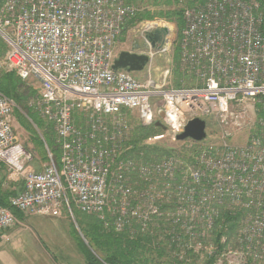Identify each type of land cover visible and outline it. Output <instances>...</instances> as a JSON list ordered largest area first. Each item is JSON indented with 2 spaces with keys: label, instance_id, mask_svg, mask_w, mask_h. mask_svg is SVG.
I'll return each instance as SVG.
<instances>
[{
  "label": "built area",
  "instance_id": "built-area-1",
  "mask_svg": "<svg viewBox=\"0 0 264 264\" xmlns=\"http://www.w3.org/2000/svg\"><path fill=\"white\" fill-rule=\"evenodd\" d=\"M137 13L129 0L0 4L8 44L0 70L38 83L36 107L54 129L58 152L57 162L48 152V162L33 167L14 133L17 107L0 93V165L8 183L21 184L9 207H0V239L18 223L12 210L59 217L70 198L117 233L156 226L175 250L189 245L212 254L206 242L222 211L241 214L237 241L252 264H264V0H201L182 10L178 69L195 85L178 88L170 84L172 58L166 68L152 63L168 49L167 33L152 47L163 28L153 22L142 23L140 45L127 50L148 59L145 80L112 69L123 26ZM157 109L165 129L154 140L177 142L195 118L219 131L211 141L188 140L186 158L128 159L130 117L149 127Z\"/></svg>",
  "mask_w": 264,
  "mask_h": 264
},
{
  "label": "rangeland",
  "instance_id": "rangeland-1",
  "mask_svg": "<svg viewBox=\"0 0 264 264\" xmlns=\"http://www.w3.org/2000/svg\"><path fill=\"white\" fill-rule=\"evenodd\" d=\"M3 1L5 0H0V4ZM195 1L196 0H192V5L193 3L195 4ZM129 2L138 9V13L133 20L123 26L124 28L121 31L118 46L115 50L116 54L118 55V53L121 51H127L132 49L134 46L140 45L141 40L138 36L140 26H142V23L145 22H153L159 25V27L167 28L168 32L165 37L168 41V49L164 51V54L154 58L152 63L158 68H166L169 66L168 64L171 62L172 58V72L174 73L175 66H178V58L177 61L174 58L176 45L178 44L180 33L184 26L182 15V28H179L176 20L168 21L164 16H154L151 19L141 20L139 19V13L149 12L153 15L158 12L163 14H166L167 12L182 13V10L185 7L192 6L191 0H129ZM0 43H2L0 45H3L7 50L8 44L5 40L3 41L1 36ZM5 52L0 55V59L3 57ZM173 73L170 79L171 85L174 84L175 77H178L177 75H179ZM4 74L12 73H5L4 71L0 70V77ZM134 75L140 81L145 80V71L134 73ZM15 77L20 80V83L17 84V90L23 97V108L16 105L15 103L17 108L14 109L13 113L14 133L18 142L23 146L24 150L34 156L35 159L33 161V165L35 166V169H37L47 163V161L43 160L42 158L43 153H50V148L45 142L46 137L51 140L53 143V148L55 149V132L52 125H50V123L47 124L48 122L42 117L40 111L36 107L39 97L38 83L32 79L21 80L18 76L15 75ZM180 80L181 77L179 78V81ZM180 84L189 85L191 83L185 78ZM27 109L31 110V112L40 118L46 126L42 127L41 129L37 128L28 119ZM15 110L18 111V114H16ZM23 119H25V121ZM130 124L132 133L126 141V146L124 147L129 150L125 152L124 156L130 160H134L135 162H149L142 160L144 157L142 150L145 147L153 146V148H148V150H150L148 152L150 156L157 155V158H153L152 161L164 157V155H160L162 154L160 151H152L154 147H158L169 154L171 153L167 156H180L181 158H186L193 150V144L188 143V140L177 142L170 139L154 140V135H150L143 139L141 137H136L138 128H149L151 126H138L135 117H130ZM205 125V138H208L207 141H211L214 139L219 129L215 122L210 119H206ZM162 131L163 130L160 129L158 133L161 134ZM133 137H135L134 141L136 142V146L132 143ZM240 139L241 138H234L233 144L241 146L243 142H241ZM39 140L43 143V146L40 144ZM131 140L132 142H130ZM6 175L7 172H4L2 169L0 171V186L3 190H6V187H11V185L19 184L12 183L6 185ZM80 214L76 209L72 208L70 210L69 208L64 209L62 216L59 217L26 216L22 221L17 219L18 223L8 229L9 232L7 234H10V239L0 244V247L2 246V248H0V264H85L78 244L79 241H83L84 244H86V241L84 240L79 228ZM224 217L225 214L220 211L218 219H222ZM154 227L156 226H151L147 230L141 231L137 229L134 224H132L129 233L133 235L135 233H149L156 230L157 235L164 238L159 233L158 228ZM213 235L214 231L211 233V239L213 238ZM224 238L225 237L221 239V243L225 242L223 240ZM226 238L227 243L225 244L222 251L216 255L217 257L214 264H252V259L249 256H244V247L237 241V228L235 234L226 236ZM211 239L206 242V246L208 245V248L210 245H212ZM202 245L204 246L205 244L202 243ZM167 247L170 250L168 251L169 256L172 258L176 257L184 264H205L208 255H210V253L205 251L203 248L202 251H198L192 249L189 245L184 248L177 245V250H175L169 243ZM213 251H217L216 246H213L212 252ZM160 261L163 262V264H166L164 259H161Z\"/></svg>",
  "mask_w": 264,
  "mask_h": 264
},
{
  "label": "trees",
  "instance_id": "trees-1",
  "mask_svg": "<svg viewBox=\"0 0 264 264\" xmlns=\"http://www.w3.org/2000/svg\"><path fill=\"white\" fill-rule=\"evenodd\" d=\"M199 1L201 0H196L195 2ZM181 15L182 13L179 12H167L166 14L158 12L155 15L150 14L149 12H142L139 13V19L143 20L151 19L154 16H164L168 21L176 20L179 28H182ZM179 40L178 44L176 45V52L174 55L176 61L179 53ZM5 50L6 48L3 45H0V55H2ZM175 73L179 75H177L178 77H175L173 87H181L182 84L180 83L185 78L190 81L191 84L183 86L195 85V82L192 78L180 74L181 72L179 71L177 65L175 66V71L173 74ZM180 77L181 80L179 81ZM19 83L20 80L13 74L2 75L0 77V93L11 99L14 103H16V105L23 108V97L17 90V84ZM15 111L16 114H18V111ZM27 112L28 119L37 128L41 129L42 127L46 126L40 118H38L33 112H31V110L27 109ZM23 120L25 121V119ZM159 130L160 128L155 127L154 125L149 128H138L136 137H141L143 139L150 135H157L159 134ZM134 139L135 137H133V142L132 140L130 142H132L136 146V142L134 141ZM39 142L43 146V143L40 140ZM45 142L50 148L49 151L51 155L57 162L58 152L56 150V147L55 149L53 148V143L51 142V140H49L48 137L45 138ZM148 148H153V146L143 148L142 154L144 153V157L142 158V160L144 161H152L153 158H157V155L150 156V154L148 153L150 150H148ZM152 151H160V153H162L160 155L164 156L171 154L161 150L158 147H154ZM42 158L43 160L48 162L47 153H43ZM33 167L35 168L34 165ZM6 188V190H3L0 186V207H9L7 203L8 197L19 192L21 190V184H14L11 185V187ZM69 206L70 210L74 208L78 211L79 214L81 213L75 207L73 201L70 198ZM12 213L16 217V219L21 221L25 217L16 210H12ZM81 214L79 215V228L84 240L86 241V244H84L83 241H79L78 244L85 264H163V262L160 261L161 259H164L166 264H184L183 262H180L176 257L172 258L169 256L168 251L170 250L167 247L169 242L160 239L157 235L156 230L149 233H135L133 235H131L127 230L122 231L121 233H117L111 227L106 228L103 222L100 221L95 215H87L84 213ZM224 214V218L218 219L216 221L214 235L211 239L212 245L216 246L217 251H213L212 254L208 255L205 264L215 263L217 257L216 255H218L222 251L225 244L227 243L226 236L235 234L236 228L238 229L241 214H230L228 212H225ZM223 237H225V242L221 243V239ZM172 246L173 248H175L173 244Z\"/></svg>",
  "mask_w": 264,
  "mask_h": 264
},
{
  "label": "water",
  "instance_id": "water-1",
  "mask_svg": "<svg viewBox=\"0 0 264 264\" xmlns=\"http://www.w3.org/2000/svg\"><path fill=\"white\" fill-rule=\"evenodd\" d=\"M166 33H167V28L165 27L156 29L151 37L152 47L156 46V43H159L161 41L162 35ZM147 60L148 59L145 56L136 55L128 51H121L118 53L116 59L114 60L112 69L113 70L123 69L129 73H139L143 70ZM156 116L158 120L154 122V126L164 130L165 127L161 122L162 120L164 121L162 110H158L156 112ZM205 126H206L205 121L202 119L195 118L193 120H190L185 125L183 132L177 135L176 140L201 141L206 136Z\"/></svg>",
  "mask_w": 264,
  "mask_h": 264
},
{
  "label": "crops",
  "instance_id": "crops-1",
  "mask_svg": "<svg viewBox=\"0 0 264 264\" xmlns=\"http://www.w3.org/2000/svg\"><path fill=\"white\" fill-rule=\"evenodd\" d=\"M42 167V166H41ZM40 167V168H41ZM40 168H37V169H40ZM4 170V172H5V167L4 166H2V165H0V171L1 170ZM6 178V177H5ZM8 184H11V183H8L7 181H6V185H8ZM62 216V215H61ZM5 239H0V244H2L3 242H6V241H8L9 239H10V234H7L8 232H9V230L7 229V230H5ZM0 248H2V246L0 247ZM1 251V250H0Z\"/></svg>",
  "mask_w": 264,
  "mask_h": 264
},
{
  "label": "bare ground",
  "instance_id": "bare-ground-1",
  "mask_svg": "<svg viewBox=\"0 0 264 264\" xmlns=\"http://www.w3.org/2000/svg\"><path fill=\"white\" fill-rule=\"evenodd\" d=\"M164 49H167V46L164 48ZM37 217V216H36ZM229 217V216H228ZM238 223V222H237ZM235 224V223H234ZM249 259V258H248ZM251 261V260H250Z\"/></svg>",
  "mask_w": 264,
  "mask_h": 264
}]
</instances>
